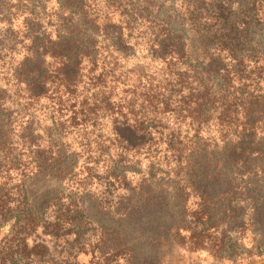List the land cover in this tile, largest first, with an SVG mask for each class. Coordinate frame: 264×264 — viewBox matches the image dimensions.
I'll return each instance as SVG.
<instances>
[{"label":"trees","instance_id":"1","mask_svg":"<svg viewBox=\"0 0 264 264\" xmlns=\"http://www.w3.org/2000/svg\"><path fill=\"white\" fill-rule=\"evenodd\" d=\"M0 24V264H133L92 211L122 222L149 207L188 254L233 259L244 232L261 253L264 193L211 156L215 132L232 151L264 144V0H0ZM135 51L160 68L131 89L117 66ZM8 110L23 120L6 130ZM99 118L111 130L85 133ZM177 159L216 187L172 175ZM38 176L58 191L33 202Z\"/></svg>","mask_w":264,"mask_h":264},{"label":"rangeland","instance_id":"2","mask_svg":"<svg viewBox=\"0 0 264 264\" xmlns=\"http://www.w3.org/2000/svg\"><path fill=\"white\" fill-rule=\"evenodd\" d=\"M169 2L170 1H168V3ZM53 4L55 3L52 1L48 3V8H50L49 6H53ZM20 23L21 19L16 20L15 23L12 24V26H14L13 29H16ZM2 27L4 26L0 24V29L2 30L7 28V25L4 28ZM5 32L6 31H0V33L4 34ZM20 51V47H16L14 54L8 57V59L14 58L15 61H18L22 55ZM137 51L131 53L134 54ZM147 56L149 55L137 52L135 56L130 55L129 60L119 63L117 72L123 73V76L120 77L122 82L121 85L131 89L135 87V89H138L140 85H146L145 78L139 79V77L142 74L148 77L160 68V66L157 65L155 67V64L150 63L151 57ZM69 58L70 57H67V59ZM197 66L198 65H196V68ZM137 70H140V72L138 73ZM141 70L143 72H141ZM117 91L118 90H116V93ZM4 107L6 108L7 106L4 105ZM1 114L3 115L1 118L7 123L6 130L14 123L15 125L22 123L23 118L20 114L11 113L9 110L4 112L1 111ZM101 119L99 118L101 125L98 126L101 131L96 127H90L85 129V133H92L90 136L95 137L99 135L102 130L110 131L112 128L110 122L105 123L104 120L101 122ZM44 123L48 124V121H44ZM105 125L107 126L106 128H104ZM113 127L128 144L135 146L141 142V137L137 133L125 128L119 121H116ZM184 130L183 128V131ZM67 137L71 143L72 138L69 135H67ZM212 138L218 146L215 153L212 154L211 160L215 163L214 160L216 159L222 163L218 171L224 176L230 175L229 173L235 174L234 176L242 178L244 182L250 185L257 186L264 193V144L257 146V148L249 146L247 152V148L232 151L230 146H224L222 144V140L224 139L221 132L213 133ZM70 143L67 142V144H64L69 145ZM145 166V164H142V169H144ZM200 166L201 163L194 164L187 159H177L172 161L168 167H170L172 175L196 177V181H200L207 191H212L216 186H213V180L211 178H206ZM201 177L205 179L204 184ZM220 187L221 184L217 185V188ZM28 191L29 198L33 202H38L41 199L55 195L58 191V184L47 177L38 176L28 184ZM93 211L92 214L94 217L107 227L112 228L119 246L121 248L126 247L127 250L130 251L133 264H264V247L260 254L257 250L251 249L252 236L249 232L232 234L233 238L238 239L233 259L216 260L206 251H196V253L188 254L184 249L173 243L171 237L173 234L172 225H174V220L171 218L168 211L164 209H157L154 207L145 208L143 212L137 213L130 219L122 222L116 220L112 221L110 218L103 216V214H97ZM2 235L3 233L0 232V238ZM79 261L82 262V264H87L89 259L82 256ZM120 262L121 264L124 263L122 261Z\"/></svg>","mask_w":264,"mask_h":264}]
</instances>
